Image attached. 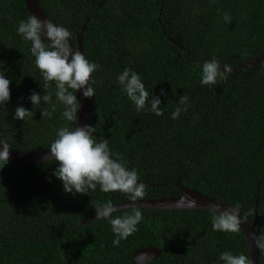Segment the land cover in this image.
<instances>
[{"label": "trees", "instance_id": "trees-1", "mask_svg": "<svg viewBox=\"0 0 264 264\" xmlns=\"http://www.w3.org/2000/svg\"><path fill=\"white\" fill-rule=\"evenodd\" d=\"M38 2L54 24L72 33L74 46L86 23L84 55L99 66L92 75L91 125L98 142L106 139L112 153L150 184L144 199L179 196L180 180L230 206L238 203L251 222L258 201L257 232L264 231V60L237 70L264 53V0ZM29 16L24 0H0V69L11 81V99L0 109V142L42 151L61 127L74 128L78 113L68 121L55 82L44 89L31 42L18 33ZM213 57L236 71L203 85L201 67ZM125 69L141 77L149 101L159 96L162 116L137 111L117 81ZM33 91L51 93V101L34 106ZM182 95L188 97L185 105L179 104ZM20 106L33 116L15 119ZM177 107L187 111L172 119ZM44 109L49 117L43 118ZM56 167L55 161L0 162V264H138L133 253L150 245L162 250L151 264H223L219 256L225 251L248 255L242 230L215 231L211 211L200 209L140 208L138 231L114 246L110 219L89 218L95 205L130 201L129 195L105 193L99 185L88 194L67 193L53 175ZM131 210H117L112 218Z\"/></svg>", "mask_w": 264, "mask_h": 264}, {"label": "clouds", "instance_id": "clouds-1", "mask_svg": "<svg viewBox=\"0 0 264 264\" xmlns=\"http://www.w3.org/2000/svg\"><path fill=\"white\" fill-rule=\"evenodd\" d=\"M224 19L226 22H231V17L227 14ZM18 33L26 41L31 42L35 64L45 81L44 89L47 88L48 82H55L56 97L65 105L64 117L68 121H75L81 108L75 93L80 91L84 98L95 96L92 75L99 66L90 62L80 50L73 49L70 44L72 33L67 28L58 26L49 19L41 20L36 15H31L27 20L19 22ZM45 40L48 43H45ZM5 71L3 67L0 69V105L6 104L11 99V81L5 78ZM231 71L230 65H223L222 68L219 60L213 57L205 61L201 67V83L214 85L218 78L226 79V74ZM117 81L127 97L135 104L137 111L150 110L157 116L164 114L159 96L154 95L149 101V92L136 72L125 69L117 77ZM29 99L34 106L42 101L48 103L51 101V93L45 92L40 95L33 91ZM187 100L188 97L182 95L179 104L185 105ZM149 102L150 109H146ZM55 107L52 105V111H55ZM182 110L186 112L187 108L177 107L172 113V119L178 118ZM32 116L33 111L20 106L16 108L14 118L25 120L26 117ZM42 116L49 117L50 113L44 109ZM94 133L96 129L90 124L76 126L74 129L61 127L57 132V138L50 145V151L45 154V160L55 161L58 165L53 175L63 182L65 192L88 194L89 190L94 191L99 185L100 190L105 193L121 192L128 194L133 202L143 200L146 195V185L138 183L140 177L137 170H129L119 154L112 153L108 141L105 139L98 142ZM0 145H2L0 162L5 166L9 162L11 147L7 142H0ZM189 203L193 207L197 205L194 198L189 199ZM95 211L96 219H110L112 231L116 236L113 240L114 246H119L121 240H126L137 232V225L143 219L139 207H133L131 213L112 218L117 209L111 200L103 205H95ZM211 214L213 230L239 233L241 225L247 222L250 213L241 215V206L237 203L227 208L217 204L211 210ZM250 238L255 241L259 249L264 250V231L259 234L252 232ZM219 260L223 264H253L250 256L243 253L234 255L230 251L221 253ZM137 261L138 264H151L152 258L144 252L137 257Z\"/></svg>", "mask_w": 264, "mask_h": 264}, {"label": "water", "instance_id": "water-1", "mask_svg": "<svg viewBox=\"0 0 264 264\" xmlns=\"http://www.w3.org/2000/svg\"><path fill=\"white\" fill-rule=\"evenodd\" d=\"M24 1H25V5L29 11L30 16L36 15L41 20L49 19L47 14L45 13L44 9L40 6L38 0H24ZM85 28H86V23L83 25V27L81 28L80 32L77 35V45L76 46H74L70 42V44L74 50L75 49L80 50L83 54H84V51H83V35H84ZM171 41L175 42L174 39H171ZM263 60H264V53L260 56L255 57L251 61L245 63L243 66H241L237 70L239 71V70L251 68ZM224 71H226V70H224ZM232 71H236V70L232 69ZM113 86H114V83L110 86L108 91H110L113 88ZM93 87H94V85H93ZM10 90H11V86H10ZM77 96H78V101L81 104V108L78 111V120H77L74 128L76 126H81V125H88V124L91 125L96 95L92 98H84L82 96L81 92L78 91ZM2 105H0V109H1ZM94 135L97 137V139H99L97 132L94 133ZM0 149H2V145H0ZM49 151H50L49 148L42 150V151H20V150H16V149L11 148L10 149L9 162L17 164V165H24V166H35V165L44 164L46 162H49L48 160L44 159L45 154L48 153ZM138 183H144L145 185H150V184H148L144 181H141V180ZM176 186L178 187V189L181 193L179 196L149 198V199H143V200L136 201V202H133L130 200V201H125V202L114 204V207L117 210L139 207V208H147V209H200V210L211 211L213 209V207L217 204L221 205L223 208H227L230 206L229 204H227L223 201L208 197L207 195H205V194H203V193H201V192H199L193 188H189V187L182 185L180 180L176 183ZM193 198L197 201V205L195 207H193L189 203V199H193ZM258 206H259V202L257 201L253 221L251 222V221L247 220V222H245L241 225V230L244 232V235H245V237L247 239V243H248V256H250L251 260L253 261V264H259V255H260V250L256 246L255 241L250 238V234L252 232H256L258 234L257 228H258V225H259L260 220H261V216L258 213ZM89 219H96V214L91 216ZM144 252L148 253L151 256L152 261H153V260L158 258V256L161 254L162 250L157 248V247H154L152 245L147 246L145 248L137 249L133 253V256L135 257L136 261H137V257L141 253H144ZM137 263H138V261H137Z\"/></svg>", "mask_w": 264, "mask_h": 264}]
</instances>
